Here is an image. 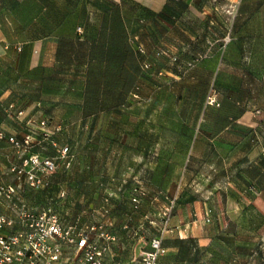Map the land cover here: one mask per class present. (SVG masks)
<instances>
[{"label": "rangeland", "instance_id": "1", "mask_svg": "<svg viewBox=\"0 0 264 264\" xmlns=\"http://www.w3.org/2000/svg\"><path fill=\"white\" fill-rule=\"evenodd\" d=\"M68 1L70 5L77 2ZM222 1L230 2L233 14L240 0L213 2L218 6ZM83 13L87 16L86 11ZM67 17L76 23L82 15L70 8ZM149 21L167 24L161 26L170 32L167 19ZM229 22L219 28L224 34L217 33L225 44L234 37H256L264 42V24L257 30L245 26L242 35L235 23ZM80 25L78 29L84 31ZM142 27L144 24L140 23L128 26V40L134 48L137 42L145 47L148 42L152 49L158 48L164 56L172 58L169 63L172 67L177 54L159 42L162 37H157L156 25L149 27L148 32H141ZM76 30L75 27V36L80 37ZM117 66L120 68V64H113V72L118 70ZM72 76L71 71H60L46 80L47 85L38 83L40 107L34 124L22 129L23 136L31 134L37 144L27 150L22 148L20 152L10 143L5 149L0 146V182L16 184L20 198L37 213L51 208L60 215L67 229L82 230L98 246L106 247L101 264H141L143 253L151 248L153 238H161L166 249L158 264H227L234 258L231 250L256 248L264 251V223L260 233L238 229L235 219L231 222L234 227L230 225L228 229L221 225V220L227 216L235 218L240 194L256 199L261 195V192L259 195L247 192L246 188L264 183V79L258 83L254 96L261 113H250V119L259 118L252 137H237L238 131L232 124L229 131L234 135L232 142L217 137L212 142L192 144L156 142L149 138L178 120L191 124L202 122L201 129L209 127L210 134L221 136L220 78L213 79L206 92L204 80L195 79L188 84L182 83L175 94H162L155 106L157 111L149 121L159 124V129H148L140 93L132 96L112 94L98 101L72 89ZM172 82L173 79L168 78L161 83L172 85ZM210 97L215 100L212 104H209ZM194 145L196 155L188 154L189 147ZM66 147L68 150L63 157ZM33 153L40 160L53 158L56 161L55 170L37 171L41 180L37 187L28 183L25 172L10 171L13 166L22 167L25 157ZM29 169V165L24 167V170ZM157 169L166 173V188L162 191L146 184ZM82 181L84 190L82 185L77 186ZM207 214L211 218L209 222L204 218ZM63 246L66 264H71L73 246L66 240ZM176 255L179 261L174 262ZM244 260L251 264L253 259Z\"/></svg>", "mask_w": 264, "mask_h": 264}, {"label": "crops", "instance_id": "2", "mask_svg": "<svg viewBox=\"0 0 264 264\" xmlns=\"http://www.w3.org/2000/svg\"><path fill=\"white\" fill-rule=\"evenodd\" d=\"M213 1L180 0L171 3L170 0H77L70 5L68 0H0V129L18 138L24 135L23 126H30L28 120L35 118L40 107L38 83L40 86L47 85L46 80H51L53 73L71 71L74 76L70 78V87L86 94L88 72L92 66L88 47L93 45L102 48L98 58L92 60V64H107L114 53L125 63L131 56V52L127 50V27L138 25V20L145 17L148 21L140 31L148 32L149 27L156 25L159 31L157 37H162L159 42L163 47L170 48L181 60L190 59L200 51V47H203V50L211 49L213 53L190 72L191 76L182 77L176 67L169 66L168 58L164 56L156 65L157 69L164 70V75L142 78L141 96L145 104L143 108L148 120L147 128L159 129V124L149 122L157 111L155 106L158 105L159 97L164 93L175 94L182 83L188 84L195 79L204 80L206 92L212 86L213 79L220 78V110L223 118L221 136L210 134L209 127L201 129L202 122L191 124L178 120L162 127L160 131L163 129L164 133L162 131L149 138L150 141L195 144L212 142L220 137L225 142H232L234 135L229 132L232 124L238 131L237 137H252L255 125L259 122V118L250 119V113L260 109L257 108L254 96L258 83L264 79V42L256 37H234L222 48L224 42L217 33L224 34L219 28L228 25L229 21L235 23L242 35L245 26L257 30L264 24V0H240L233 14L229 1L219 2L218 6ZM169 5L171 8H168ZM70 8L82 15L76 23L70 22L72 20L67 17ZM86 9L89 15L91 12L94 15L87 22L84 21L83 13ZM168 9L172 18V23L167 28L170 32L162 28L167 24L149 21ZM112 15L120 23L118 30L121 32L115 34L114 38L111 27L108 28L110 34H106L108 37L102 35V30H106L103 21L110 17L112 22ZM229 17L231 20L228 21ZM78 25L88 32H93V44L86 46V49L73 32ZM198 25L202 28L199 29ZM170 35L171 37L167 38ZM146 45L148 49H152L148 42ZM113 47L118 50L114 52L111 49ZM92 53L96 55L98 51ZM127 69L131 73V69L126 67L125 70ZM95 75V78L101 77V74ZM168 78L173 79L172 85H161L162 80ZM99 88L100 91L95 92L96 94H105L104 89H108L110 94L130 96L132 83L126 82L125 75L123 84L116 86L113 83L101 82ZM203 107L206 108V105L202 104ZM19 112H22V115L18 117ZM142 139L145 140L143 136ZM0 146L3 149L9 147L6 140H0ZM194 148L195 145L189 147L188 154L196 155L197 150H193ZM165 177V171L157 169L151 173V178L146 184L162 191L166 188ZM81 185L84 190V181L77 184L78 187ZM257 187L261 192L260 197L256 199L240 194L236 216H227L225 220H221L223 228L226 226L229 229L235 219L238 229H251L252 233H260L264 223V183H259ZM81 217L84 220L83 213ZM231 252L234 258L227 264H250L244 262V259H253L251 264H264V251L256 248H238ZM176 261H179L178 255L174 259V262Z\"/></svg>", "mask_w": 264, "mask_h": 264}, {"label": "built area", "instance_id": "3", "mask_svg": "<svg viewBox=\"0 0 264 264\" xmlns=\"http://www.w3.org/2000/svg\"><path fill=\"white\" fill-rule=\"evenodd\" d=\"M207 56L208 54H205L203 57ZM214 101L210 97L209 104ZM260 113V110L255 111L256 115ZM21 115L22 112L17 114L18 117ZM28 124L32 126L33 120H28ZM0 140H6L17 152L37 144L29 133L18 138L16 135H8L1 129ZM67 150V147L64 148L63 157ZM26 165L30 166L29 170H24ZM55 168V159L40 160L33 153L25 157L22 167L13 166L10 171L18 174L25 172L28 183L37 187L41 182L37 173H49ZM248 190L254 195L260 194L254 185ZM204 218L208 222L211 220L208 214ZM71 229L72 227L67 229L63 225L60 215L51 208L43 213H37L34 207L20 198L16 184L0 182V264H66L68 260L63 246L65 240L73 246L71 264H101L107 248L98 246L84 231ZM165 252L162 239L153 238L151 248L143 253L141 264H157Z\"/></svg>", "mask_w": 264, "mask_h": 264}, {"label": "trees", "instance_id": "4", "mask_svg": "<svg viewBox=\"0 0 264 264\" xmlns=\"http://www.w3.org/2000/svg\"><path fill=\"white\" fill-rule=\"evenodd\" d=\"M87 1V0H86ZM171 3L173 2H179L180 0H170ZM142 7L144 8H148L147 6L139 3ZM171 8V5L168 6V8ZM149 9V8H148ZM167 9V8H166ZM170 12V9L165 10L163 12H160L158 14L157 17H155L156 19H167L169 24L171 25V21L172 18L169 16L170 14H168ZM86 14L84 17V21L87 22L88 19H90L89 14L87 13V9H86ZM111 18H113V21L110 22V17H106L105 20L103 21L104 23V28L106 30H102V35H104L105 37L106 34H110V32L108 31V28L111 27L113 29V34L112 37H115V34L117 35L118 33L120 34V30H118V27H120V23L115 20V16H111ZM147 22L148 18H140L138 20V23L140 24H145L146 22H144V20ZM112 23V25H111ZM114 24V25H113ZM77 30V34L80 35V37H77L80 42L81 45L84 47L85 49L87 48L86 46H89V44H93V32H88L84 29V31L82 29H78V27L76 28ZM89 33V34H88ZM90 41V42H89ZM92 41V42H91ZM128 42V47L127 50H129L131 52V56L128 57L129 59H127V61L124 63L123 59L119 58L117 53H114V56L110 58V62H108L107 64H102V63H95L92 64V60H94V58H98L97 55H100V50H102L101 47H95V46H90L88 48H90V51H88L90 54V62L92 65L89 72H88V80H87V84H86V94L84 95H88V96H92V98H96V100L98 101H102V97L103 96H109L112 95L110 93H108V89H104L106 92L105 94H96L97 92L100 91L99 85H101V82H105V84L110 83V84H115L116 86L121 85L124 83V77L126 75V82H131L132 83V92L130 94V96L132 95H138L139 93L141 94V89H142V85H141V80L142 78L148 77V76H162L164 74V70L163 69H157L156 65L160 62L161 58L164 57V54H162V52L158 51V48H153L152 50H149L147 47H145L142 43H138L137 42V46L134 48L133 44L131 41H127ZM226 44L223 43L222 44V48L225 47ZM114 50V52H116L118 50L117 47H113L111 48ZM87 51V50H86ZM93 51H98V53H96V55H93L94 53H92ZM205 54H208L207 57H203ZM213 55L212 50L211 49H207V50H202L196 54H194L190 59L188 60H181L180 57L177 55L173 58V66L172 67H176L177 70L180 72L182 77H186V75L190 74V72L196 67L198 66L200 63H202L204 60L210 58ZM170 57H168V63H170ZM118 63L120 64V68L119 66H117V71H114V67L113 64ZM126 67H128L129 69H131V73H129L128 69L127 71L125 70ZM97 68V70H96ZM102 70L104 71L102 73ZM120 71V72H118ZM100 75V78H95L97 75ZM190 76V75H189ZM99 77V76H98ZM162 85V84H161ZM96 92V93H95ZM252 186V185H250ZM248 186L246 188V191L249 192V187ZM182 242H184V240H182ZM158 264V263H157Z\"/></svg>", "mask_w": 264, "mask_h": 264}]
</instances>
